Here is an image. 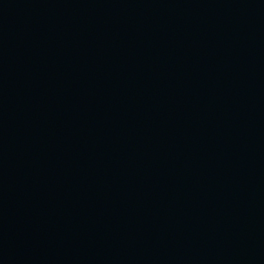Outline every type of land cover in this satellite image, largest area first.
Masks as SVG:
<instances>
[{
    "label": "water",
    "instance_id": "1",
    "mask_svg": "<svg viewBox=\"0 0 264 264\" xmlns=\"http://www.w3.org/2000/svg\"><path fill=\"white\" fill-rule=\"evenodd\" d=\"M0 264H264V0H0Z\"/></svg>",
    "mask_w": 264,
    "mask_h": 264
}]
</instances>
